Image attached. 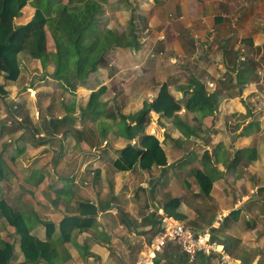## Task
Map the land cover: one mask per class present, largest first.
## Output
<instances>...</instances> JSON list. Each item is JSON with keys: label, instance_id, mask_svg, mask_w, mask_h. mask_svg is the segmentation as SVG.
I'll return each mask as SVG.
<instances>
[{"label": "crops", "instance_id": "crops-1", "mask_svg": "<svg viewBox=\"0 0 264 264\" xmlns=\"http://www.w3.org/2000/svg\"><path fill=\"white\" fill-rule=\"evenodd\" d=\"M137 3L141 47L116 49L111 55L109 67L93 73L86 85L78 86L71 93L72 102L82 99L87 104L93 90L107 86L101 105L111 116L99 118L97 129L87 127L85 130L74 125L62 135L63 143L72 142L86 151L96 145H100L105 152L107 150L106 159L96 162V166L101 168L97 171L101 175L100 181L104 183L103 192H106L107 169L111 168L113 183L116 184L114 199L118 202L79 198L76 201L74 198L70 203L73 207L65 204L62 210L60 200L55 197L57 199L53 200V204L57 207L56 212L51 219H45L36 207H25L24 204L15 207L7 195L2 194L16 209L34 211L40 219L52 220L57 224L65 216L76 214L79 202L94 203L99 207L98 229L80 233L84 234L83 240L77 238V243L79 247L87 248H84V252L78 246L66 243L64 247L70 252L71 258L63 264H70L71 261L78 264L79 259L83 264H129L125 250L126 242L129 241L126 234L132 242H146L144 235H138L139 230H151L152 223L148 219L144 221L137 214L139 199L136 192L133 198L127 194L129 200H126L124 193L129 188L147 186V192H152L153 197L158 193L159 197L163 189L173 183L175 174L188 172L191 178H185L184 181L189 189L179 195H172L182 200L177 209L185 216L181 222H194L196 231L210 229L212 235L218 238L215 241L224 246L239 264H264V106L254 108L252 105L255 104L247 101L248 96L259 92L257 70L247 83L239 84L237 80V68L242 67L245 72L246 67L253 65L247 64L251 48L264 47V0H137ZM258 20L262 22L258 23ZM23 54L30 57L27 53H21L20 58ZM192 77L206 84L209 91H219L220 105L215 114L208 117L198 115L199 121L203 123L199 125L195 120L197 114L187 111L182 104L178 114L197 129V135H192L185 126L176 124L173 117L167 119L151 111V129L146 126L145 132L153 133L160 139L168 155V165L154 166L151 170L136 167L131 170L136 171L134 175L127 178L121 175L120 172L124 171H117L113 161L123 147L139 139L130 140L119 134L121 113H137L145 101L150 102L157 97L160 86L166 82L176 99L183 100L182 87ZM30 89L33 88L30 86ZM85 106H82V110ZM76 112L75 107L68 123L76 121ZM80 118L92 119L83 114ZM20 128L24 129L21 125L16 131ZM88 132L90 138L96 140L92 144L86 135ZM18 148L22 152L25 150L24 147ZM207 150L210 161L203 160ZM238 151L243 153L236 156ZM198 169L206 170L213 177V188L209 195H204L200 190L193 173V170ZM39 171L34 168L29 175L36 178L35 185L44 178V174ZM122 181L127 182L126 191L121 189ZM61 187H56L57 193L62 192ZM163 203L156 201V208H151V212H156L159 217L166 215L174 218L160 207ZM55 215L61 217L54 218ZM131 217L137 219L138 224L128 230L126 225L134 222ZM2 222L5 227L12 228L16 236L13 240L15 258L11 264H31L21 252L20 238L15 229L7 221ZM33 233L46 239L42 224H37ZM113 243L115 246L122 243L124 249L116 251L110 248ZM183 256L180 264H220L217 254L199 253L192 262L189 258L185 262L186 254L183 253ZM175 258V254L167 255L164 250L157 261L175 264Z\"/></svg>", "mask_w": 264, "mask_h": 264}, {"label": "trees", "instance_id": "trees-1", "mask_svg": "<svg viewBox=\"0 0 264 264\" xmlns=\"http://www.w3.org/2000/svg\"><path fill=\"white\" fill-rule=\"evenodd\" d=\"M32 4L35 8L32 18L23 24L17 19L23 9ZM111 6L117 10L125 9L132 13L127 24L118 23L111 26L103 23L102 19L106 8ZM137 0H0V74L9 81L16 82L21 76L20 54L27 53L33 59L39 60L44 69L49 65L53 71L48 75L59 83L65 91L74 93L78 86L88 83L90 76L102 68L109 67L111 55L116 49H138L142 40L138 17ZM48 30L55 42L54 49L48 46ZM4 59H2V58ZM236 69V68H235ZM239 84L247 83L255 72L251 65L244 69L237 68ZM184 99L177 100L170 90L169 83L160 86L158 95L152 101H145L143 108L133 115H120L119 134L130 140L139 138L136 143H129L123 147L116 159L114 167L119 171H130L136 167L151 170L154 166L168 165V155L160 139L153 133H146L145 127L150 121V112L156 111L164 118H174L175 123L185 126L192 135H197V129L184 121L178 112L182 104L189 112L197 114L195 120L199 125L198 115L208 117L214 115L219 108V91H209L206 84L195 77L183 86ZM107 86L103 85L93 90L88 102L82 110L84 116L98 120L104 115L109 117L103 109L102 97ZM6 84H0V96L8 94ZM67 115L62 118L50 119V127L66 124L70 114L75 110V103L69 106L66 102ZM108 114V115H107ZM177 114V115H176ZM4 128V127H3ZM58 131V130H57ZM67 132V128L65 130ZM48 130V133H55ZM4 130L0 129V183L8 179V162L5 153L9 143H1ZM22 152V149H18ZM249 150V149H248ZM246 152V149L244 150ZM238 151L236 156L242 154ZM203 160L210 161L209 151H205ZM201 192L209 195L213 188V177L206 170H193ZM182 200L177 196H170L160 207L182 221L185 216L178 212ZM99 207L90 201H81L78 212L65 216L59 224L52 220H42L34 211L16 209L0 194V217L13 227L20 238V248L27 262L31 264H59L71 258L66 249V243H77V233L96 229ZM158 218V220H153ZM152 223L153 237L162 226V217L152 213L147 217ZM37 224H42L46 230V239L33 233ZM59 231V233H57ZM150 238L151 239L153 238ZM212 239H218L212 235ZM169 246V245H168ZM62 247V248H61ZM170 247H175L171 244ZM81 250L87 248L79 247ZM85 248V249H84ZM15 258V242L6 240L0 231V264H11ZM160 260L157 261L159 263ZM185 262H188L186 255Z\"/></svg>", "mask_w": 264, "mask_h": 264}, {"label": "rangeland", "instance_id": "rangeland-1", "mask_svg": "<svg viewBox=\"0 0 264 264\" xmlns=\"http://www.w3.org/2000/svg\"><path fill=\"white\" fill-rule=\"evenodd\" d=\"M63 1L66 2L68 0ZM34 11L35 8L32 4L27 5L23 9L22 15L18 17L17 23L23 24L29 21ZM131 16L132 13L129 10H117L108 6L102 22L111 26H116L118 23L127 24ZM261 22V20H258V23ZM258 25L262 29V26L260 24ZM47 32L48 46L50 49H54L55 42L48 28ZM30 57L24 54L23 57L21 56L22 75L17 82L6 80L4 75L0 74V84H6L9 89V93L6 96H0V129L4 130L1 143L5 141L9 143L5 153H3L9 165V169L7 170L8 179L0 183V194L3 193L7 195L10 203L15 207L19 204H24L25 207H36L40 215L45 219H51L53 213L56 212L57 207L54 206L53 200L57 198L63 206L61 208L62 210L65 204L72 208L73 206H70V203L74 198L76 201L78 200L77 198H79V200L101 199L103 201L118 202L114 199L116 184L113 183L114 174L111 168L107 169V180L105 182L106 192H103L104 183L100 181L101 175L98 174L97 171L101 168L96 166V162L103 158L106 159L105 154H107V150L105 152L100 145H93L94 147L92 149L89 148L86 151L84 148L76 147L72 142H62L64 140L62 135L66 133V128H74V125L79 128L82 127L85 130L87 127H92L94 129L98 128L99 123L97 120H82L80 118L82 106L86 105V100L78 99V101L72 102V94L61 88L59 83L48 75L49 72L53 71V66L49 65L47 69H44L41 62ZM248 59L249 61L247 64H253L257 67V87L259 92H255V95L252 94L248 96L247 101L251 104H255L252 105L254 108L263 107L264 80L260 79H264L262 78L264 73V47H252ZM258 72H260V74ZM30 86L33 89L29 90ZM251 98L253 100H251ZM66 102L69 103V106H72L73 103L76 104L75 107L77 108V112L74 116L76 121H74V123H68L67 120L66 124L58 125L57 129H54L52 125L50 127V119L62 118L64 117L63 114L68 112ZM191 117L192 116H190V120H192ZM149 124L150 121L146 125L148 127L147 129H151ZM21 125L24 129L20 128L16 131ZM48 130H54L56 132L50 134ZM86 135L90 138L89 132ZM90 139L91 144L96 141L95 139ZM96 144H99V142ZM17 145L18 147H24L25 150L19 152V148L16 147ZM2 149L0 145V152ZM200 155L201 153L197 156ZM34 168H38L40 170L39 172L44 174L43 180L37 185L34 183L36 178L33 176L29 177ZM135 173L136 171L131 170L130 172H120V174L125 175L126 178ZM188 177L191 178L188 172L186 174H175V176H173V183L164 188L159 197L158 193L153 197V195H151L152 192H147V186L144 188L142 186L138 188L133 187V189L129 188V191L124 193V195L126 196V200H129L130 198L127 197V194L131 195V198H133V194L136 192L139 199L137 214L146 221L147 217H149L147 215L152 214L151 208H156V201L162 203L170 196L174 194L179 195L182 191L189 189L184 181V179ZM76 180H78V183H76ZM126 183L125 181L120 183L123 191L128 189ZM166 183L167 182H165V184ZM60 186H62L60 189L62 192L57 193L56 189ZM75 194L79 196L75 197ZM120 201L121 200H119V202ZM59 216L60 215H55L53 217L57 218ZM132 219H134V222L126 225L128 230H130L132 226L135 227V225L138 224L137 219ZM153 220H158V218ZM2 221L6 223L5 219L0 217V231L3 238L13 241L14 238L16 239V236L13 234L14 230L12 228H7V224V227H5ZM186 225L192 227L194 230L197 229L194 222H186ZM97 227L96 229H98ZM139 231L138 235H144L143 239L145 238L146 241H150V238L153 237V230L144 231L141 229ZM76 235L78 239L83 240L84 234L78 235L77 233ZM126 235L129 241L126 242L125 250L129 256V264H136L142 243H140V241L132 242L128 234ZM170 246L171 245L165 249L166 254H175L176 258L173 261H175V264H180V260L184 259L183 252L177 246ZM122 247V243H119V245L116 244V246L115 243H113L110 248L117 251L118 249H124ZM72 250L74 251V249ZM163 263V261H160L158 264ZM70 264L77 263H72L71 261ZM78 264H83L80 259Z\"/></svg>", "mask_w": 264, "mask_h": 264}, {"label": "built area", "instance_id": "built-area-1", "mask_svg": "<svg viewBox=\"0 0 264 264\" xmlns=\"http://www.w3.org/2000/svg\"><path fill=\"white\" fill-rule=\"evenodd\" d=\"M171 244L179 247L191 262L199 253H206L217 254L220 264H239L224 246L212 239L210 229L196 231L166 215L162 216L161 229L151 241L142 242L136 264H156L157 257Z\"/></svg>", "mask_w": 264, "mask_h": 264}, {"label": "water", "instance_id": "water-1", "mask_svg": "<svg viewBox=\"0 0 264 264\" xmlns=\"http://www.w3.org/2000/svg\"><path fill=\"white\" fill-rule=\"evenodd\" d=\"M2 58V57H1ZM2 59H4V58H2Z\"/></svg>", "mask_w": 264, "mask_h": 264}]
</instances>
